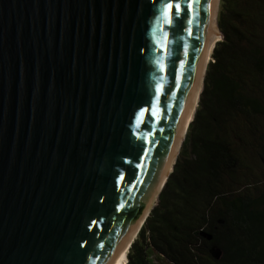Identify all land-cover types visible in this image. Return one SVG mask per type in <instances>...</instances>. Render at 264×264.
<instances>
[{"label": "water", "instance_id": "water-1", "mask_svg": "<svg viewBox=\"0 0 264 264\" xmlns=\"http://www.w3.org/2000/svg\"><path fill=\"white\" fill-rule=\"evenodd\" d=\"M217 3L182 0L169 26L159 0H0V264L129 251L193 120Z\"/></svg>", "mask_w": 264, "mask_h": 264}, {"label": "trees", "instance_id": "trees-1", "mask_svg": "<svg viewBox=\"0 0 264 264\" xmlns=\"http://www.w3.org/2000/svg\"><path fill=\"white\" fill-rule=\"evenodd\" d=\"M218 26L185 141L127 264H264V0H221Z\"/></svg>", "mask_w": 264, "mask_h": 264}, {"label": "bare ground", "instance_id": "bare-ground-1", "mask_svg": "<svg viewBox=\"0 0 264 264\" xmlns=\"http://www.w3.org/2000/svg\"><path fill=\"white\" fill-rule=\"evenodd\" d=\"M219 28L217 26V23L215 21V19L212 20V26H211V29H210V32H209V36H208V40H209V45H208V53L210 54L211 53V49L213 47V45H215L216 43V40L217 38L220 36L219 35ZM218 36V37H217ZM219 39V38H218ZM203 74V69H202V72H201V76ZM201 85H202V78L200 77V81L196 87V89L194 90L193 92V95H192V99L190 101V107H189V111H188V115H187V122L185 124V127H187V123H189L192 118L194 117V110L197 108V102H198V97H199V94H200V91H201ZM184 127V129H185ZM188 130V128H187ZM183 137V134L181 135ZM175 161V159L173 158L169 167H168V172L170 171V169L172 168V164L173 162ZM157 200V196H155L151 202V206L154 205L155 201ZM129 244V243H128ZM127 254H128V250H127V247H125V249L123 250V252L121 253L120 257L118 258V260L116 261L115 264H127Z\"/></svg>", "mask_w": 264, "mask_h": 264}, {"label": "snow or ice", "instance_id": "snow-or-ice-1", "mask_svg": "<svg viewBox=\"0 0 264 264\" xmlns=\"http://www.w3.org/2000/svg\"><path fill=\"white\" fill-rule=\"evenodd\" d=\"M160 2V15L163 18V22L169 26H171L174 18H179L181 15V8H182V0H159ZM187 6V12L191 14L193 7H192V0H185ZM196 3L199 4L200 0H196ZM175 9L173 12L172 10ZM189 23L191 21H188ZM167 34L165 33V36ZM161 70L163 68L161 67ZM159 90V89H158ZM154 107V105H153ZM148 111L150 115L153 117L156 115L155 112H152L150 109H141V112L138 114L137 119H140L144 113ZM146 123V121H144ZM145 142H147V138H145Z\"/></svg>", "mask_w": 264, "mask_h": 264}, {"label": "rangeland", "instance_id": "rangeland-1", "mask_svg": "<svg viewBox=\"0 0 264 264\" xmlns=\"http://www.w3.org/2000/svg\"><path fill=\"white\" fill-rule=\"evenodd\" d=\"M218 5H220V0H218V3H217ZM218 37V36H217ZM219 38V37H218ZM195 114V113H194ZM194 116V115H193ZM179 153V152H178ZM177 156H178V154H177ZM176 156V157H177ZM173 165H174V163H173ZM172 169V168H171ZM171 169H170V171H171ZM156 202H157V200L155 201V203H154V205L153 206H155V204H156Z\"/></svg>", "mask_w": 264, "mask_h": 264}]
</instances>
